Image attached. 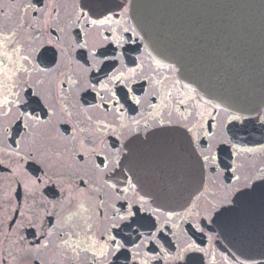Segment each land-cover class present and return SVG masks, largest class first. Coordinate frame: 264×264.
I'll list each match as a JSON object with an SVG mask.
<instances>
[{
  "label": "flooded vegetation",
  "instance_id": "1",
  "mask_svg": "<svg viewBox=\"0 0 264 264\" xmlns=\"http://www.w3.org/2000/svg\"><path fill=\"white\" fill-rule=\"evenodd\" d=\"M162 127L182 159L165 147L150 191L125 158ZM0 264H264V108L202 100L133 0H0Z\"/></svg>",
  "mask_w": 264,
  "mask_h": 264
},
{
  "label": "water",
  "instance_id": "2",
  "mask_svg": "<svg viewBox=\"0 0 264 264\" xmlns=\"http://www.w3.org/2000/svg\"><path fill=\"white\" fill-rule=\"evenodd\" d=\"M133 19L154 57L176 65L204 101L246 115L264 107V0H133ZM168 136L134 142L125 158L130 168L135 154L132 171L150 191L166 178L155 172L173 156L162 146ZM182 156L195 189L203 180L201 160L187 147ZM169 195L159 202L180 206L190 199Z\"/></svg>",
  "mask_w": 264,
  "mask_h": 264
},
{
  "label": "snow or ice",
  "instance_id": "3",
  "mask_svg": "<svg viewBox=\"0 0 264 264\" xmlns=\"http://www.w3.org/2000/svg\"><path fill=\"white\" fill-rule=\"evenodd\" d=\"M84 7H91V5H89V4L86 3V4L84 5ZM110 22H111V17H105V19L100 20V21H96V20L91 21V23H93V24H97V23H99V24H107V23H110ZM4 39H8V38L5 37ZM25 59H27V57H25ZM133 71H134V70H133ZM115 79H120V77H115ZM184 102H185V101H181V103H184ZM4 103L6 104V103H8V101L5 100ZM136 103H137V104L140 103L139 99L136 100ZM189 115H191V113H190ZM183 118H184L185 120L187 119L186 116L183 117ZM231 119H232V120H238V119H240V117H239V116H232ZM160 123H161V125H163V124H164V121L161 120ZM171 131H175V130L167 129V128H163V127H162V128L160 129L158 135H160V136L163 137V136H165L167 133H169V132H171ZM189 131H191V129H189ZM162 146H163V147L171 148V149L176 153V155H177L180 159H182V157H181V155H180V153H179V151H178L177 149H175V148H173V147H171V146H169V145H162ZM248 151H252V149H248ZM204 159L207 160L208 157L205 156ZM136 166H137V160H136V158H135V154L133 153L132 158H131V160H130V169H129V170H133ZM250 187H251V186H250ZM253 191H254V189H253ZM251 194H252L251 192H241L239 195H240L241 197H244V196H248V195H251ZM130 214H131V213H130ZM69 218H71V217H69ZM122 219H123V217H122ZM111 239L114 241V240H115V237H112ZM63 243H64V244H69L70 242H69L68 240H64ZM76 246L79 247V244H77ZM106 247H107V246H105V248H106ZM116 247L119 248L120 245L117 244ZM73 250L75 251V249H73ZM105 254H106V253H105V250L102 249L101 252H100V255H105Z\"/></svg>",
  "mask_w": 264,
  "mask_h": 264
}]
</instances>
